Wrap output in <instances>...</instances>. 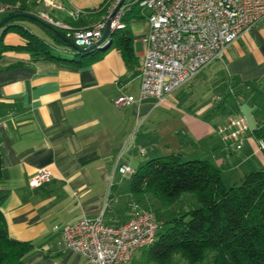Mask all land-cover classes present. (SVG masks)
Returning <instances> with one entry per match:
<instances>
[{
  "label": "crops",
  "instance_id": "obj_1",
  "mask_svg": "<svg viewBox=\"0 0 264 264\" xmlns=\"http://www.w3.org/2000/svg\"><path fill=\"white\" fill-rule=\"evenodd\" d=\"M50 1L83 11L81 20H71L43 0L36 1V11L84 27L103 17L107 0ZM131 17L126 23L133 39L130 63L114 45L97 48L99 58L80 66L32 60L24 51L0 56V211L8 236L33 245L23 264H87L64 246L61 228L81 217L99 216L117 225L132 218L133 204L148 199L131 193L130 175L118 171L121 164L134 173L150 159L179 154L181 160L207 159L221 177L236 162L248 163L249 171L264 169V151L257 145L261 137L254 134L264 125V19L230 44L221 59L158 103L140 97L142 62L137 58L149 27L145 16ZM1 41L24 44L14 32ZM215 86L227 94L219 97ZM120 94L134 101L117 107L113 101ZM171 112L178 113L176 143L161 138L156 128ZM239 117L246 130L238 135L242 147L236 149L237 140L224 139L219 130ZM237 152L243 160L235 159ZM42 168L50 170V179L31 187L29 180Z\"/></svg>",
  "mask_w": 264,
  "mask_h": 264
},
{
  "label": "built area",
  "instance_id": "obj_2",
  "mask_svg": "<svg viewBox=\"0 0 264 264\" xmlns=\"http://www.w3.org/2000/svg\"><path fill=\"white\" fill-rule=\"evenodd\" d=\"M122 0H107L103 17L88 27L74 28L55 20L43 11L35 16L55 28L62 29L65 37L82 48L96 45L103 33L106 19ZM55 6L76 21L84 13L79 9ZM7 7H0V11ZM135 9L148 23V32L142 39L143 54L140 71V97H152L162 103L180 86L191 81L202 69L222 58L227 47L244 33L254 29L264 19V0H124L111 22L112 35L125 27L123 18ZM106 39L96 48L104 47ZM134 101L132 96L120 94L113 101L123 107ZM0 121V126H2ZM241 117L228 122L219 130L224 139L236 141L246 130ZM264 151V137L257 140ZM122 175L133 170L126 164L118 166ZM51 172L40 169L30 180L31 187L48 181ZM133 216L117 225L106 224L102 217H81L61 228L64 246L84 257L87 264H126L137 248L148 247L159 228L150 210L133 204Z\"/></svg>",
  "mask_w": 264,
  "mask_h": 264
},
{
  "label": "trees",
  "instance_id": "obj_3",
  "mask_svg": "<svg viewBox=\"0 0 264 264\" xmlns=\"http://www.w3.org/2000/svg\"><path fill=\"white\" fill-rule=\"evenodd\" d=\"M36 1L0 0V7H7L4 18L10 17L0 29V56L5 51H24L32 60L65 61L75 66L99 58L101 50L97 48L76 53L79 60H68L59 50L54 53L55 46H66L62 39L41 20L21 15L35 16ZM138 15L129 11L128 17L123 18L124 29L112 37L107 46L118 47L128 63L132 61L133 39L126 23L131 16ZM80 20L81 16L76 21ZM26 22L35 24L50 42L28 29ZM56 29L65 34L64 30ZM7 32L18 34L24 44L3 45L1 40ZM254 134L264 137V125L258 126ZM179 156L150 159L130 175V191L140 199L151 195L162 205H171L182 195L190 194L196 203L194 208L158 223L155 240L148 246L151 260L172 264V258L179 255L188 264H203L211 256V264H264V169L249 171L239 183L226 187L219 169L207 159L181 160ZM32 248L31 242L16 241L8 236L0 211V264H23V258Z\"/></svg>",
  "mask_w": 264,
  "mask_h": 264
},
{
  "label": "rangeland",
  "instance_id": "obj_4",
  "mask_svg": "<svg viewBox=\"0 0 264 264\" xmlns=\"http://www.w3.org/2000/svg\"><path fill=\"white\" fill-rule=\"evenodd\" d=\"M0 13H7V9L2 11V12L0 11ZM3 17H4V15L0 14V22L3 20L2 19ZM25 25L28 26L33 33L37 34L40 37H44L47 41L50 42V39L46 38L44 36V34H42L41 30L35 24L26 22ZM119 33H120V31L115 32L112 35V37H115ZM55 47L56 48L53 49V52L57 53L59 50L64 55V58H66L68 60H73V59L75 60V58H79V55H76V52L67 46H62V45L58 46L57 45ZM137 62H138V64H140L142 62V57L137 58ZM215 65L216 64H214V66ZM207 73H209L208 70L203 72V74H207ZM216 86L214 87V89L217 90L216 92L219 94V97H223L225 93L227 94V91H225V89L222 86H219V87H216ZM228 101H229V105L230 104L232 105L233 101H232L231 97L228 98ZM238 102H240V101H238ZM234 105H235V102H234ZM163 112L164 111H162L160 113L164 114ZM167 115L168 114H165L166 120L158 122L156 124L157 133L161 138H164V140H168V141L176 143L177 139L173 135L174 134L173 130L179 124L178 119L175 118V116L178 117V113L177 112H171V115L169 117H167ZM176 132H178V131H176ZM178 137L181 141H186V137L180 135L179 133H178ZM238 140H240V139H238ZM241 147H242V142H241V146L239 149H241ZM235 148H236V145H235ZM188 150H190L189 146L186 147V152ZM242 156H243L242 152H237L235 159H239V160L242 159L243 160ZM182 159L187 160L188 157H183ZM231 168L233 169L232 171L228 172L227 170H225V173L222 176V181L226 187H230L234 184L239 183L240 178L242 176H244L250 170L248 163H246V162H244L241 165H238L236 162V163H234V165L231 166ZM237 174H239L240 177L238 179H235V176ZM145 196L148 197V199L143 200L144 203H140L141 200H139V202L135 203V205H138L141 209L144 208V209L150 210L153 213L155 220L157 222H163L166 219L172 218L177 213L178 214L183 213L184 211H187V210L194 208L196 206V203L190 194L182 195L176 202H174L171 205H162L161 202L156 200L151 195H145ZM145 196H143V198H145ZM143 198H141V199H143ZM148 248L149 247L137 248L135 250L133 257H132V260L129 264H158V263L151 260V257L149 256V253H148ZM172 264H188V263L185 260L181 259L179 255H175L172 258ZM203 264H211V256H208L204 260Z\"/></svg>",
  "mask_w": 264,
  "mask_h": 264
},
{
  "label": "water",
  "instance_id": "obj_5",
  "mask_svg": "<svg viewBox=\"0 0 264 264\" xmlns=\"http://www.w3.org/2000/svg\"><path fill=\"white\" fill-rule=\"evenodd\" d=\"M124 2V0H122L118 5L117 7L112 11V13L109 15V17L106 19V22H105V26H104V30H103V33H102V36L99 40V42L96 44V45H93V46H90L88 48H82L78 45H76L72 40L68 39L67 37H65V35H63L62 33H60L55 27L47 24V23H44L42 21V23L47 27V28H50L58 37H60L62 39V41L65 43V45L71 49H73L77 54H80V53H87V52H91V51H94L96 49V46L97 45H100L102 44L106 39L109 38V41L108 43L103 47H107L111 40H112V28H111V22L112 20L114 19L117 11L119 10L120 6L122 5V3ZM22 16L24 17H27V18H30V19H33V20H36L38 21V18L34 15H31V14H21ZM17 16V15H15ZM10 19V17H6L4 18L1 22H0V29L4 27L5 23Z\"/></svg>",
  "mask_w": 264,
  "mask_h": 264
}]
</instances>
